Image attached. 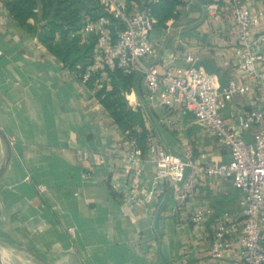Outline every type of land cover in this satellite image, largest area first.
I'll list each match as a JSON object with an SVG mask.
<instances>
[{
  "label": "crops",
  "instance_id": "1",
  "mask_svg": "<svg viewBox=\"0 0 264 264\" xmlns=\"http://www.w3.org/2000/svg\"><path fill=\"white\" fill-rule=\"evenodd\" d=\"M7 1L0 0V129L12 154L0 177L1 255L33 264H242L237 248L224 259L210 257L219 218L229 213L242 220L241 193L227 179L200 174L195 196L181 207L177 192L154 184L146 140L178 155L191 149L197 160L213 165L230 160L228 146L211 138L184 107L152 108L141 80L124 93L141 121L125 129L99 96L112 90V71L83 83L82 71L42 42L44 23L31 20L36 29L30 30ZM243 3L264 14V0ZM176 13L151 34L150 65L176 73L200 67L215 74L222 89L230 82L252 84L248 95L227 103L223 113L230 126L263 107L264 93L240 68L231 0H191ZM253 31L264 33V19ZM83 44L88 41L82 37ZM131 133L143 140L140 197L154 192L146 203L129 196L133 186L124 167ZM2 157L0 142V163ZM206 207L214 215L195 225L192 214Z\"/></svg>",
  "mask_w": 264,
  "mask_h": 264
},
{
  "label": "built area",
  "instance_id": "2",
  "mask_svg": "<svg viewBox=\"0 0 264 264\" xmlns=\"http://www.w3.org/2000/svg\"><path fill=\"white\" fill-rule=\"evenodd\" d=\"M99 1L105 14L96 20L85 19L81 30L71 35L95 41L93 56L87 59V65L75 66L82 71V82L89 83L95 74L106 70L137 76L144 84L146 101L152 108L182 106L211 138L227 145L230 160L213 165L197 160L191 149L178 155L147 138L146 148L156 167L154 184H166L177 192L180 206L185 207L197 192L200 174L229 180L242 195V220L238 221L229 213L219 218L210 257L221 260L237 248L242 264H264V106L244 112L234 126L227 123L223 113L229 101L235 96L248 95L253 85L230 82L222 89L215 74L194 66L181 73L171 69L160 72L158 67L150 65L155 55L151 34L158 24L151 5L160 0H132L131 5H126L124 0ZM181 1L187 4L191 0ZM231 6L239 40L240 68L264 93V33L258 37L253 31L264 14L253 13L243 0H231ZM186 62L191 64L193 58L188 56ZM247 138L253 142H248ZM143 155L144 148L131 136L124 167L133 186L129 196L133 201L146 203L154 198V192L140 197L139 165ZM80 158L87 159V156ZM213 215L211 207L198 209L192 214V221L201 226Z\"/></svg>",
  "mask_w": 264,
  "mask_h": 264
},
{
  "label": "trees",
  "instance_id": "3",
  "mask_svg": "<svg viewBox=\"0 0 264 264\" xmlns=\"http://www.w3.org/2000/svg\"><path fill=\"white\" fill-rule=\"evenodd\" d=\"M181 0H160L151 5L152 14L157 18V25H166L176 18V8ZM7 7L14 18L22 25H30V21L38 25L44 23L40 33L43 43L47 44L56 56L73 68L77 63L87 65V59L93 56L95 41L80 45L82 37H71L79 32L85 19L96 20L105 14L99 0H9ZM112 90L105 89L99 93L102 102L112 116L125 129H131L134 123L141 121V116L129 109L125 92H129L140 80L137 76H125L116 70L111 73ZM139 144L143 145L142 137L133 133Z\"/></svg>",
  "mask_w": 264,
  "mask_h": 264
},
{
  "label": "water",
  "instance_id": "4",
  "mask_svg": "<svg viewBox=\"0 0 264 264\" xmlns=\"http://www.w3.org/2000/svg\"><path fill=\"white\" fill-rule=\"evenodd\" d=\"M0 142L3 148V157L0 163V177H1L10 162L11 154H12L11 144L7 136L2 132L1 129H0ZM0 264H9V263L4 262V260L2 259L1 253H0Z\"/></svg>",
  "mask_w": 264,
  "mask_h": 264
},
{
  "label": "rangeland",
  "instance_id": "5",
  "mask_svg": "<svg viewBox=\"0 0 264 264\" xmlns=\"http://www.w3.org/2000/svg\"><path fill=\"white\" fill-rule=\"evenodd\" d=\"M248 142H253V140L247 138ZM2 259L4 260V262L9 263V264H33V263H27L25 260L20 261V260H16L14 261L13 258H11V260H9L8 258H6L5 256L1 255ZM4 257V258H3Z\"/></svg>",
  "mask_w": 264,
  "mask_h": 264
},
{
  "label": "bare ground",
  "instance_id": "6",
  "mask_svg": "<svg viewBox=\"0 0 264 264\" xmlns=\"http://www.w3.org/2000/svg\"><path fill=\"white\" fill-rule=\"evenodd\" d=\"M131 98V97H130ZM132 99V98H131ZM7 257V256H6ZM4 258V257H3ZM8 258V257H7Z\"/></svg>",
  "mask_w": 264,
  "mask_h": 264
}]
</instances>
